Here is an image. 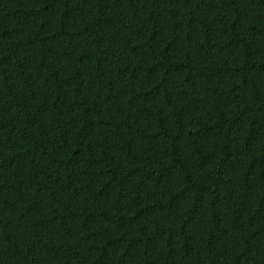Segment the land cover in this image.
<instances>
[{"label": "trees", "instance_id": "16d2710c", "mask_svg": "<svg viewBox=\"0 0 264 264\" xmlns=\"http://www.w3.org/2000/svg\"><path fill=\"white\" fill-rule=\"evenodd\" d=\"M0 264H264V0H0Z\"/></svg>", "mask_w": 264, "mask_h": 264}]
</instances>
